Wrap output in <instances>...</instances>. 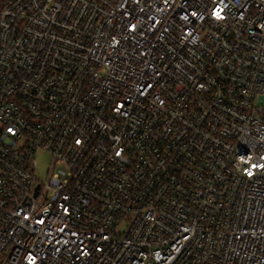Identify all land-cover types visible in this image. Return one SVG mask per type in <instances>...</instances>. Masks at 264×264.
I'll return each mask as SVG.
<instances>
[{"label":"built area","instance_id":"2783aa9c","mask_svg":"<svg viewBox=\"0 0 264 264\" xmlns=\"http://www.w3.org/2000/svg\"><path fill=\"white\" fill-rule=\"evenodd\" d=\"M0 264H264V0H0Z\"/></svg>","mask_w":264,"mask_h":264},{"label":"rangeland","instance_id":"374dc122","mask_svg":"<svg viewBox=\"0 0 264 264\" xmlns=\"http://www.w3.org/2000/svg\"><path fill=\"white\" fill-rule=\"evenodd\" d=\"M36 164H37L36 175L41 180H44L50 165V156L44 152H39L36 157Z\"/></svg>","mask_w":264,"mask_h":264},{"label":"snow or ice","instance_id":"6c2138e0","mask_svg":"<svg viewBox=\"0 0 264 264\" xmlns=\"http://www.w3.org/2000/svg\"><path fill=\"white\" fill-rule=\"evenodd\" d=\"M9 131H11V130H9Z\"/></svg>","mask_w":264,"mask_h":264}]
</instances>
